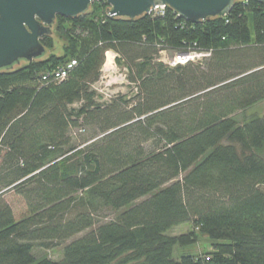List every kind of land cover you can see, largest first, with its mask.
<instances>
[{
    "label": "trees",
    "instance_id": "1",
    "mask_svg": "<svg viewBox=\"0 0 264 264\" xmlns=\"http://www.w3.org/2000/svg\"><path fill=\"white\" fill-rule=\"evenodd\" d=\"M89 7L56 17L57 53L0 70V264H264V114L236 117L264 98V3L196 23L167 6L132 19ZM160 50L210 55L170 67ZM106 51L131 96L92 88ZM9 191L25 202L19 219ZM197 233L210 250L173 259Z\"/></svg>",
    "mask_w": 264,
    "mask_h": 264
},
{
    "label": "water",
    "instance_id": "2",
    "mask_svg": "<svg viewBox=\"0 0 264 264\" xmlns=\"http://www.w3.org/2000/svg\"><path fill=\"white\" fill-rule=\"evenodd\" d=\"M95 0H0V70L12 69L20 61L42 58L49 50L40 41L52 35L57 16L74 18L84 14ZM113 17L135 18L151 7L165 5L178 17L200 22L229 13L237 0H104ZM264 3V0H256Z\"/></svg>",
    "mask_w": 264,
    "mask_h": 264
},
{
    "label": "rangeland",
    "instance_id": "3",
    "mask_svg": "<svg viewBox=\"0 0 264 264\" xmlns=\"http://www.w3.org/2000/svg\"><path fill=\"white\" fill-rule=\"evenodd\" d=\"M90 11V7L88 10ZM86 11V12H87ZM57 21L52 26V35L58 42V45L54 46L52 50H47L45 53V58L50 54V52L57 53L60 50L63 33L57 28ZM57 29V30H56ZM105 55V61L102 65L101 72L99 79L95 82L92 88L96 91L99 98L102 100L109 99L111 96L114 95H126L131 96L134 94V89H132L131 81L127 80L125 69L122 65L116 63V55L115 59H112L113 51H108ZM115 54V53H114ZM171 52H163L161 53V61L164 62L169 60ZM111 57V58H110ZM165 63V62H164ZM25 62L20 61L17 65H14L13 68H19L20 66L24 65ZM264 114V98L247 108L243 109L242 111L237 112L236 117L241 121H247L254 116L261 117ZM4 199L9 203L12 208L14 217L19 219L27 214V209L24 200L21 196L9 191L5 193ZM193 225L191 223H184L177 226L172 227L166 232L167 236H177L181 234H187L191 231ZM196 232L197 230L194 229ZM211 241L203 234L197 233L196 239L192 244L188 246H179L174 245L171 249V257L173 259H178L183 254H191V255H203L207 251L210 250ZM33 254L36 258H50L52 260H61L62 259V251L59 248H52V249H40L35 248L33 250Z\"/></svg>",
    "mask_w": 264,
    "mask_h": 264
},
{
    "label": "built area",
    "instance_id": "4",
    "mask_svg": "<svg viewBox=\"0 0 264 264\" xmlns=\"http://www.w3.org/2000/svg\"><path fill=\"white\" fill-rule=\"evenodd\" d=\"M165 5H156L150 8L149 12L147 14H162L164 9H165ZM112 52V51H111ZM166 52V50H160L159 51V60L161 61V53ZM108 54V51H106L105 55ZM115 55L116 53L112 54V59H115ZM210 55V51L209 50H203V51H197V50H189L186 52H174L171 55H169L170 59L165 62V64H167L170 67H174L178 64H185L187 62H196L199 61L203 58H206ZM110 57V58H111ZM163 62V63H164ZM75 63L74 60H71L70 64L67 65V67H71V65H73ZM55 77L58 79H63L66 75V69L61 68L58 69V71L55 72Z\"/></svg>",
    "mask_w": 264,
    "mask_h": 264
},
{
    "label": "bare ground",
    "instance_id": "5",
    "mask_svg": "<svg viewBox=\"0 0 264 264\" xmlns=\"http://www.w3.org/2000/svg\"><path fill=\"white\" fill-rule=\"evenodd\" d=\"M108 54H109V53H108ZM108 54H107V57H109Z\"/></svg>",
    "mask_w": 264,
    "mask_h": 264
}]
</instances>
